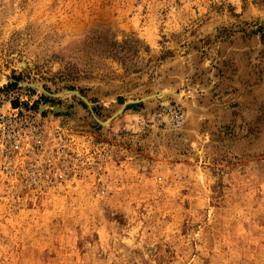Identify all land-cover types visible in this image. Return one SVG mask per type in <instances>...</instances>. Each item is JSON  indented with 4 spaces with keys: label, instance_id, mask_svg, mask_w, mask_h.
Instances as JSON below:
<instances>
[{
    "label": "rangeland",
    "instance_id": "1",
    "mask_svg": "<svg viewBox=\"0 0 264 264\" xmlns=\"http://www.w3.org/2000/svg\"><path fill=\"white\" fill-rule=\"evenodd\" d=\"M0 264H264V0H0Z\"/></svg>",
    "mask_w": 264,
    "mask_h": 264
}]
</instances>
